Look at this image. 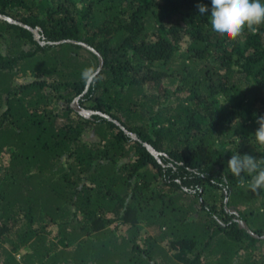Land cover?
I'll return each mask as SVG.
<instances>
[{"label":"trees","instance_id":"trees-1","mask_svg":"<svg viewBox=\"0 0 264 264\" xmlns=\"http://www.w3.org/2000/svg\"><path fill=\"white\" fill-rule=\"evenodd\" d=\"M210 9L0 0V264H264V190L228 171L264 160V26L229 42Z\"/></svg>","mask_w":264,"mask_h":264},{"label":"clouds","instance_id":"clouds-1","mask_svg":"<svg viewBox=\"0 0 264 264\" xmlns=\"http://www.w3.org/2000/svg\"><path fill=\"white\" fill-rule=\"evenodd\" d=\"M201 15L209 12V8L203 4L197 5ZM211 29L229 42L238 40L247 30L255 34L260 26H264V2L262 0H211L209 16ZM82 79L90 83L96 79L93 68L82 71ZM259 125L255 132L256 142L264 146V116L257 119ZM264 160H257L251 155L236 153L228 161V171L235 178L243 175L251 177L249 189L253 194L264 190ZM243 174V175H242ZM224 184L229 182L228 176L220 179Z\"/></svg>","mask_w":264,"mask_h":264},{"label":"rangeland","instance_id":"rangeland-1","mask_svg":"<svg viewBox=\"0 0 264 264\" xmlns=\"http://www.w3.org/2000/svg\"><path fill=\"white\" fill-rule=\"evenodd\" d=\"M167 83V86L170 88V90H171V92H173V90L175 89V85H173V84H171L170 82H166ZM165 83V84H166ZM78 114V113H77ZM80 115V114H79ZM9 156L8 155H4V156H1V163L3 164V165H6V164H8L9 163ZM263 205V204H262ZM262 205H261V203H258L257 204V200L256 199H253V202H252V204H251V206L249 207V208H247V207H244V206H240V207H238V210H241V211H249V210H252V209H254V208H256V207H259V206H261L262 207ZM140 230H141V237H140V240H139V242L142 244L146 239H148V238H159L160 237V231L158 230V228L157 229H154V228H152V229H149V228H146L145 226H140ZM158 243L162 246V247H164L165 249H168V240L166 239H164V241H161V240H158ZM258 252L260 253V255H264V243H262V244H259L258 245ZM258 253V254H259ZM175 254H176V252H172V254H171V256H173V258L175 257Z\"/></svg>","mask_w":264,"mask_h":264},{"label":"water","instance_id":"water-1","mask_svg":"<svg viewBox=\"0 0 264 264\" xmlns=\"http://www.w3.org/2000/svg\"><path fill=\"white\" fill-rule=\"evenodd\" d=\"M0 19H2V20H6V21H10L9 18L4 17V16H1V15H0ZM68 43H69V42H68ZM70 43H71V42H70ZM84 47H85L86 49L90 50L91 52L95 53V54L99 57L100 65H99V68H98V70H97V72H96V76H97V75L100 74V72H101V70L103 69V66H104V65H103V61H102V58H101V56L99 55V53L93 51L91 48H89V47H87V46H84ZM90 84H91V82L88 83L87 90H88ZM72 108L74 109V111H75L76 113L80 114V115H81L82 117H84V118H89V116L93 114V113H88L87 111L83 110V109L78 105V99L72 104ZM152 153H153V152H152ZM241 227L244 228V229H247V230H248V227H247L244 223L241 224ZM254 237H256L257 239L260 238V237L257 236V235H254ZM262 238H264V237H262Z\"/></svg>","mask_w":264,"mask_h":264}]
</instances>
